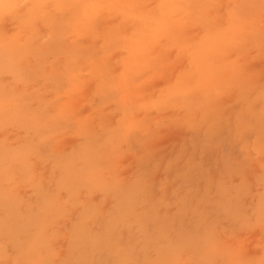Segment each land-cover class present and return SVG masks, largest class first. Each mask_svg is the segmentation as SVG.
I'll list each match as a JSON object with an SVG mask.
<instances>
[{
  "label": "rangeland",
  "instance_id": "rangeland-1",
  "mask_svg": "<svg viewBox=\"0 0 264 264\" xmlns=\"http://www.w3.org/2000/svg\"><path fill=\"white\" fill-rule=\"evenodd\" d=\"M0 264H264V0H0Z\"/></svg>",
  "mask_w": 264,
  "mask_h": 264
},
{
  "label": "bare ground",
  "instance_id": "bare-ground-1",
  "mask_svg": "<svg viewBox=\"0 0 264 264\" xmlns=\"http://www.w3.org/2000/svg\"><path fill=\"white\" fill-rule=\"evenodd\" d=\"M162 1H163V0H162ZM180 1H181V0H177V2H180ZM182 1H184V0H182ZM167 2H170V3L173 4V2H171V1H167ZM188 2H189V1H188ZM190 2H191V1H190ZM181 3L184 5L183 2H181ZM186 3H187V2H186ZM186 3H185V4H186ZM250 3H251V2H250ZM166 4L168 5L169 3H166ZM187 4H188V3H187ZM187 4H186V5H187ZM201 4H202V2H201ZM252 4H253V3H252ZM178 5H179V4H178ZM196 5H197V4H196ZM198 5H199V4H198ZM169 6H170V5H169ZM175 6H176V5H175ZM175 6H174V7H175ZM179 6H182V5L180 4ZM253 6H254V5H253ZM172 7H173V6H172ZM188 7H191V6H188ZM208 7H209V6H208ZM177 8H178V7H177ZM192 8H195V7L192 5ZM241 8H242V7H241ZM245 8H246V6H245ZM212 9H214V8H212ZM212 9H211V10H212ZM236 9H238V6L236 7ZM158 10H159V9H158ZM156 11H157V9H156ZM242 11H243V10H242ZM166 12H167V11H166ZM238 12H239V11H238ZM238 12H236V13H238ZM178 13H179V12H178ZM178 13H177V14H178ZM183 13H184V12H183ZM243 13H244V12H243ZM177 14H176V15H177ZM181 14H182V12H181ZM212 14H213V13H212ZM212 14H211V15H212ZM165 15H166V14H165ZM178 16H179V15H178ZM240 16H242V15H240ZM150 17H151V16H150ZM148 18H149V17H148ZM183 19L185 20V18H183ZM148 21H149V20H148ZM144 22H145V21H144ZM178 23H180V22H178ZM224 24H225V23H224ZM148 25L151 26L150 24H148ZM148 25H147V26H148ZM147 26H146V27H147ZM144 32H145V29H144ZM137 33H138V32H137ZM137 33H136V35H138ZM220 35H221V34H220ZM218 36H219V35H218ZM221 37H222V36H221ZM221 37H220V38H221ZM245 38H246V37H245ZM199 40H201V39H199ZM202 40H203V39H202ZM204 41H206V40H204ZM201 43H202V42H201ZM208 43H209V42H208ZM204 44H205V43H204ZM204 44H203V45H204ZM210 44H211V42H210ZM190 46H192V45H190ZM209 46H210V45H209ZM206 47H207V46H206ZM203 48L205 49V47H203ZM203 48L200 47V49H203ZM195 50H196V49H195ZM197 52L199 53V51H197ZM198 59H199V58H198Z\"/></svg>",
  "mask_w": 264,
  "mask_h": 264
}]
</instances>
